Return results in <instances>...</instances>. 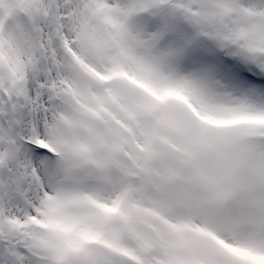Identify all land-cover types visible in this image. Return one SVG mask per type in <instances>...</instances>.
Returning a JSON list of instances; mask_svg holds the SVG:
<instances>
[{"label":"snow or ice","instance_id":"6c2138e0","mask_svg":"<svg viewBox=\"0 0 264 264\" xmlns=\"http://www.w3.org/2000/svg\"><path fill=\"white\" fill-rule=\"evenodd\" d=\"M0 264H264V0H0Z\"/></svg>","mask_w":264,"mask_h":264}]
</instances>
